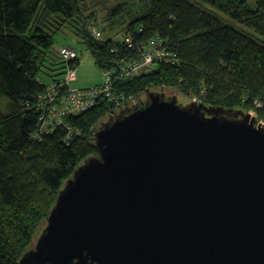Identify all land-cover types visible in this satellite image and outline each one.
Listing matches in <instances>:
<instances>
[{"label":"trees","instance_id":"trees-1","mask_svg":"<svg viewBox=\"0 0 264 264\" xmlns=\"http://www.w3.org/2000/svg\"><path fill=\"white\" fill-rule=\"evenodd\" d=\"M94 1L0 0V264H19L67 179L98 154L94 133L100 123L131 106L128 101L142 102L146 90H177L206 106L253 112L264 123V0H200L206 7L189 0H135L139 8L124 14L119 37L110 33L99 40L90 30L94 8L106 9L108 0L99 6ZM122 6L105 20L120 16ZM60 33L84 44L99 70L114 67L119 57L138 58L156 37L177 62L157 61L118 83L116 92L127 96L122 104L99 98L41 135L38 96L47 84L60 83L66 69L54 45Z\"/></svg>","mask_w":264,"mask_h":264},{"label":"water","instance_id":"water-1","mask_svg":"<svg viewBox=\"0 0 264 264\" xmlns=\"http://www.w3.org/2000/svg\"><path fill=\"white\" fill-rule=\"evenodd\" d=\"M19 264H264V123L145 100L102 121Z\"/></svg>","mask_w":264,"mask_h":264},{"label":"built area","instance_id":"built-area-1","mask_svg":"<svg viewBox=\"0 0 264 264\" xmlns=\"http://www.w3.org/2000/svg\"><path fill=\"white\" fill-rule=\"evenodd\" d=\"M98 33H100L98 30L94 31L93 35H98ZM126 42H129V40H126ZM71 50L70 48L61 50V54L66 61L72 60L75 56V52L73 50L71 52ZM111 51H113V48H111ZM118 59L120 62L118 65L115 64L114 67L102 70V82L99 86L77 90H75L76 87L69 85L77 81L76 65L70 66L68 64L63 76L65 83H63V80L60 83L51 82L46 85L45 92L38 96L36 107L42 111L39 134L44 135L51 129L59 125L62 126L64 124L63 115L85 111L95 104L97 98H104L115 105L122 104L127 100V96L116 92L115 87L118 83L148 72L157 61L177 62L175 54L171 53L158 37L146 42L141 48L138 58L119 57ZM191 101L200 102L196 98H192ZM69 137L70 132L66 139Z\"/></svg>","mask_w":264,"mask_h":264},{"label":"rangeland","instance_id":"rangeland-1","mask_svg":"<svg viewBox=\"0 0 264 264\" xmlns=\"http://www.w3.org/2000/svg\"><path fill=\"white\" fill-rule=\"evenodd\" d=\"M99 0H95L94 2L96 4H98ZM191 2L196 3L195 5H200L201 7H206L205 3L201 2L200 0H189ZM91 4V3H90ZM118 4H123L122 6V12L120 16L111 18L109 20H105L107 19V15L108 12L112 9L115 8L116 5ZM105 8L100 9L99 7L94 8L96 9V14L97 17L95 19V24H93L90 28L91 30V35L93 36L94 39L99 40L102 39V35L104 37L108 36L110 33H116L114 34L116 37H119L118 34V30L121 28V26L123 27V22L124 20H126V16L124 19V14H126L127 10H129L131 7H137L139 8L138 4H135V0H108L107 2H105L104 4ZM98 9V11H97ZM123 13V14H122ZM123 15V16H122ZM109 16V15H108ZM220 16L230 22H232L234 25L238 26L240 29L252 33L248 28L244 27L243 25H240L238 23H236L235 21H232L230 19H228L226 16L220 14ZM102 29L103 34L99 31ZM99 31L100 33H98V35H93L94 31ZM95 36V37H94ZM125 39V38H124ZM127 39V38H126ZM126 39L124 40L126 42ZM55 47L57 48V52H58V56L59 58L65 63L66 67L69 63L73 64V65H77L76 66V76H77V80L78 82L76 83L74 80V82L70 83L69 85L71 87H76L75 90L79 89V88H85V87H95V86H99L102 82V70H99L98 67L95 65L91 55L89 54V52L86 50V47L84 44L80 43L75 37H73L72 34H64V33H60L56 36L55 38V43H54ZM63 48H70L75 52V56L72 60L70 61H66L62 54H61V50ZM71 50V52H72ZM114 51V49H113ZM76 59L78 60V63H76ZM75 61V63H74ZM80 62V64H79ZM116 65H118L119 59L118 61H114ZM66 70V69H65ZM79 77V79H78ZM73 79V78H72ZM76 79V77H75ZM71 82V81H70ZM63 83L64 82V78H63ZM67 87V85H66ZM151 92H160L163 93L164 96L169 97V96H176L177 100L179 103H188V101L192 100L191 98H186L184 97L179 91L177 90H171V89H151L149 90ZM45 90H43L42 93H44ZM41 94V93H40ZM146 94L143 95V99L145 100ZM99 98L96 99V101ZM4 101H7L6 99H2V105H4ZM95 101V102H96ZM141 102V101H140ZM136 100H130L128 101V104L131 105L129 107H132L134 105H137L138 103H140ZM120 111V110H119ZM118 112V111H117ZM251 115H253V113H250ZM254 116V115H253ZM108 118H105L103 121H106ZM39 231H37V233L35 234L34 237V241L31 244V248L34 247L35 242L37 240V237L39 235Z\"/></svg>","mask_w":264,"mask_h":264},{"label":"crops","instance_id":"crops-1","mask_svg":"<svg viewBox=\"0 0 264 264\" xmlns=\"http://www.w3.org/2000/svg\"><path fill=\"white\" fill-rule=\"evenodd\" d=\"M79 64H80V62H79ZM78 79H79V77H78ZM78 82V80L76 81V83Z\"/></svg>","mask_w":264,"mask_h":264},{"label":"bare ground","instance_id":"bare-ground-1","mask_svg":"<svg viewBox=\"0 0 264 264\" xmlns=\"http://www.w3.org/2000/svg\"><path fill=\"white\" fill-rule=\"evenodd\" d=\"M251 113H253V112H251ZM254 115V114H253Z\"/></svg>","mask_w":264,"mask_h":264},{"label":"clouds","instance_id":"clouds-1","mask_svg":"<svg viewBox=\"0 0 264 264\" xmlns=\"http://www.w3.org/2000/svg\"><path fill=\"white\" fill-rule=\"evenodd\" d=\"M249 113H251V112H249ZM263 123V122H262Z\"/></svg>","mask_w":264,"mask_h":264}]
</instances>
